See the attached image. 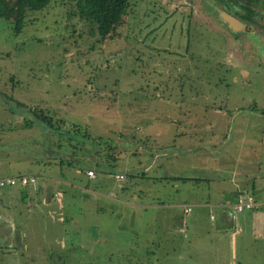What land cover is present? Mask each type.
I'll use <instances>...</instances> for the list:
<instances>
[{
  "label": "rangeland",
  "instance_id": "374dc122",
  "mask_svg": "<svg viewBox=\"0 0 264 264\" xmlns=\"http://www.w3.org/2000/svg\"><path fill=\"white\" fill-rule=\"evenodd\" d=\"M72 1L51 0L43 9L29 11L21 31L16 33L14 1L0 0V164L4 169L36 171L43 179L41 167L50 176L73 183L62 184L57 191L63 190L66 211L75 214L77 220L60 223L62 226L56 228L78 230L72 238L84 242L83 246L60 251H35L29 257L25 253L21 264H264L261 204L253 209L259 213L257 220L261 224L246 221L241 230L238 226L232 229L236 230L233 250L232 231L218 238L214 228L207 232L202 229L209 222L202 220L208 219L209 206L196 205L190 214L182 215L176 205L179 219H185L188 229L183 239L171 240L170 229L166 232L167 228L160 227L167 221L158 219L162 210L154 202L175 204L190 200L195 191L203 194L214 184L204 187L206 182L202 180L198 187L190 181L175 190L165 180L166 168L153 169L152 164L144 177L128 175L123 180L127 194L135 191L138 194H133L132 199L145 206L134 208L137 216L111 219L109 211L103 209L93 216L92 200L76 187L83 176L75 172L74 166L33 164L35 158L46 159V153L53 149H62V156L70 158L69 148L76 142L81 143L78 149L85 156L89 135L90 140L102 135L108 142L121 137V158L126 157L128 148L137 150L138 157L132 159L135 166L139 160H152L156 152L164 162L166 157L161 152L172 147L168 117L178 115L181 121L192 117L200 124L206 165H218L216 170H205L204 176L213 177L211 182L215 180L220 185L216 177L228 175L226 166L236 165L239 173L242 169L254 171L246 174L255 177V184L264 185V174L255 176L258 169H264V112L259 110L264 109V64L259 58L251 59V48L230 43L218 27L207 26L199 15L196 20L200 26L196 27L193 18L187 20V14L195 8L173 0H130L117 34L102 39L97 32H89L87 23L68 14L74 8ZM193 2L198 5L197 0ZM14 99L25 103L26 109L47 110L58 121L60 130L73 129L69 134L83 140H69L66 133L39 121L23 127L20 112L25 109L18 108ZM186 106L193 108L187 112ZM72 124H77V130ZM155 127H162V132L154 133ZM193 144L196 142L189 145ZM182 152L186 155L178 157L175 166L182 168L185 164L189 168L194 162L191 149ZM75 160L77 163L79 158ZM117 167L115 163L114 170ZM137 170L141 173L142 165ZM114 179L118 187L120 181ZM113 210L119 212L118 207ZM61 211L55 208V212ZM38 215L30 222L35 229L40 224L42 227L46 218L43 215L34 225L41 216ZM192 217L200 220L191 223ZM176 220L178 227L180 221ZM91 230L99 232V237L90 236ZM103 237L109 243L120 239L121 244L87 248V239ZM1 254L0 264H7L10 255Z\"/></svg>",
  "mask_w": 264,
  "mask_h": 264
},
{
  "label": "crops",
  "instance_id": "0c3cea01",
  "mask_svg": "<svg viewBox=\"0 0 264 264\" xmlns=\"http://www.w3.org/2000/svg\"><path fill=\"white\" fill-rule=\"evenodd\" d=\"M191 107H185L187 112H190L189 109ZM183 115H185L184 117L187 116L185 113H183ZM168 119L171 125L170 129L172 147L169 150H164L161 152V154L166 157L164 162L158 159V153L156 152L153 154L152 160H139L138 166H135V164L132 162V159L138 157L137 150L128 148V151L124 153V156L126 157L124 159L121 158L123 156H121V151L118 147L119 143L121 142V137L115 142H108L102 135L93 136L91 140V136L89 135L87 136V139L88 144L90 143V146L88 147L89 149L86 151L85 156L81 155L80 150L78 149V146L81 143H78L77 145H72L69 148L72 150V155H70V158L65 159L62 156V149L61 151H56V149H53L50 150L49 153H46V159L42 160L41 158H35L33 160V164L37 166L47 165L49 167L56 164H58V166H61V164L74 166L75 172L81 173L83 176V179H81L80 182L76 184V187L82 191L83 194L81 195L89 200H92L91 204L95 211L92 213L93 216L94 213H98L99 209H103L105 211H109L111 219L116 217H120V219H129L132 216H137V214L133 212L134 208L145 206V204L143 205L142 202H136V199H132L134 198L133 194L138 193L133 191L132 194H127V186L123 180H125L128 175L136 177L138 174H140L141 177H144L142 174L145 173V171H147V169H149L152 164L153 169H159L160 167L166 168L167 173L165 175V180L167 184L171 185L173 188H175V190L181 188V183L183 186V184L190 181H192L198 187L202 180L206 182L204 187L208 186L211 188L210 185L214 184L215 187L212 190H208L203 194L195 191L193 194H191V196H189L191 198L190 200L181 201L178 203L176 202L175 204H164L161 201L154 202L153 205L155 207H159L162 210V213L157 215L158 219L161 221L163 218H165L167 221V223H161L160 227L162 230L167 228L165 230L166 232H169L170 229L169 237L171 240H179V238L183 239V234L188 229V227L185 226L187 223L185 222V219H179V215L175 209L176 205H179L182 215L190 214L196 205L201 208H207L208 206L212 207L207 212L208 219H202L204 221H209L203 225L202 229H205L204 232H207L214 228L218 238H222L228 231L236 229L237 226L238 229L241 230V226L246 221H255L256 223L258 222L261 224L259 220H257L259 213L253 209L238 213L236 218L231 216V204L240 190L252 192L258 203L264 206V185L260 183L255 184V177H252L253 175L248 177L246 174V172L250 173L254 171L242 169L239 173L236 165L226 166L230 173L228 175L216 177L220 185H216L215 180L211 182L213 177L208 179L209 177L204 176V173L206 172L205 170L207 167H211V169L213 168L216 170L218 169V165H216V163L206 165V159L203 158V155H206L205 141H203L204 138L199 135V122L195 123L192 117H189V120L183 118L181 121L178 115H174L172 117L169 116ZM162 130V127H155L153 132L160 134ZM99 137H101V139H99ZM72 138H74V136H72ZM124 139L126 140V138ZM78 140H83V138ZM193 141H195L196 144L189 145ZM201 141H203V143L200 144ZM122 143L123 140L120 146ZM105 145L106 147H104ZM185 149H191L190 155L194 157V162H191L192 165H190L189 168H186L185 164L181 166L182 168H179L180 166L176 167L175 160L179 159L178 157H180L182 154H185V152H182L185 151ZM74 150L76 152L78 151V155L76 154L75 156L76 152H74ZM112 155L116 157L115 160H113L114 157H112ZM200 156H202V158H200ZM78 158L79 160H77V163H75V159ZM78 161L82 162L78 164ZM115 163L118 164L116 170L113 168ZM141 165L142 170L141 173H139L137 167H140ZM167 166L169 168H167ZM3 167L4 166L0 164V177L18 173H29L36 176V181L34 183L28 185L7 186L0 189V253H2V256L5 254L10 255L8 257L9 259L7 264H15L16 262L17 264H21L25 253H27V257H29L30 255L33 256V252L35 251L41 252L42 254L43 252H49L52 250H64L67 247L73 245H84L83 241L72 238V236H77L76 232H79L78 230L76 232H70L65 228H56V225L62 226L60 223L77 220L75 219V214H70L66 211L67 209L65 206L67 204H65L64 199L61 198V193L63 190L57 191L60 189L62 184L69 183L67 179L50 176L48 173H46V170L41 169V167L39 169L43 171V177H45L43 179L38 178L36 171H26L20 169L10 170V168L4 169ZM88 169H93L94 174L88 175ZM185 171L189 172L190 174H185ZM115 173L124 174V178L119 180L120 182L118 187L114 181L115 177L113 178ZM262 174H264L263 168H260L255 172L256 177H259ZM70 175L73 178V174L70 173ZM157 177H160V175H153V178ZM57 184L59 185L58 188ZM69 185L73 186V183H69ZM185 187H189V185H186ZM177 200H180L179 197ZM188 204L192 205V210L188 213H185L183 209L184 206ZM166 206L172 207V211L170 209L165 210L164 208ZM56 207L62 211L59 213L55 212ZM116 207H118L119 212H112ZM63 208H65L64 213ZM35 214H37V216H39L38 214H41V216L36 219L34 225H36V222L40 223L39 220L43 219V215H46L43 226L41 227L40 224L38 229H35V227L30 224L31 220L35 218ZM96 214L95 217H97ZM202 214L203 213H201V215ZM90 216L92 218V215ZM176 219H178V223L180 221L178 227ZM197 219L199 218L192 217L191 223ZM153 231H155V229H153ZM235 231L236 230H233L231 232L232 250L234 249L233 238L236 235ZM106 232L111 233L108 230ZM98 235H100L99 232L91 230L90 236L99 237ZM104 236H111V234H106ZM119 236L120 235H118V237ZM114 237L116 236L114 235ZM158 237L161 236L158 235ZM106 239L108 238H89L86 242L87 248H95V246L99 244L105 246L115 243L116 246L121 244L120 239L116 238L110 240V243L105 241ZM153 242H155V240H153ZM73 258L74 257H72V259ZM35 261L38 262L41 260L37 259ZM46 262H48L47 259ZM40 263L41 262H38L37 264Z\"/></svg>",
  "mask_w": 264,
  "mask_h": 264
},
{
  "label": "trees",
  "instance_id": "16d2710c",
  "mask_svg": "<svg viewBox=\"0 0 264 264\" xmlns=\"http://www.w3.org/2000/svg\"><path fill=\"white\" fill-rule=\"evenodd\" d=\"M13 1V30L14 32L18 33L21 31L25 23L28 12L43 9L48 5V3H50L51 0ZM72 2L74 3V8L68 14L77 16L78 19L87 23L90 27L89 32L91 34L97 32L100 38L105 39L106 37L117 34V27L124 20V17L128 11L130 0H73ZM13 101H15L14 103L18 108L23 107L25 109L22 110L25 112H20L21 119H23V127H30L36 122H43L47 124L51 129H56L57 131L61 129L58 121L53 119L52 115L48 113L47 110L44 111L43 109L37 107H32L31 109L27 107L26 109V105L22 101L17 99H14ZM8 108L11 109L12 107ZM253 109H256V107H253ZM259 110L260 112H264V109L262 108H259ZM71 126L72 128H74L75 126V130H77V124H72ZM72 130L68 129V132L65 130H60V132L66 133L68 139L71 140L72 136L69 134V131ZM76 143H72L71 146L75 145ZM112 157H114L113 160L116 159L114 155H112ZM144 174L145 173H143L142 175L144 176ZM244 192L246 191L240 190L237 194Z\"/></svg>",
  "mask_w": 264,
  "mask_h": 264
},
{
  "label": "flooded vegetation",
  "instance_id": "af4514ba",
  "mask_svg": "<svg viewBox=\"0 0 264 264\" xmlns=\"http://www.w3.org/2000/svg\"><path fill=\"white\" fill-rule=\"evenodd\" d=\"M171 1L172 0H168V2ZM173 1H175V3H186L195 8L187 14V20L189 21L193 18L195 23L193 21L190 22H193L196 27L200 26V22L196 20V18H199V15L202 17L203 23L207 24V26L213 25L214 28L218 27L225 34V39L230 43L234 41L240 46L244 44L245 47L251 48V55H253L251 59L259 58V61H262L261 63L264 64V25L236 11L233 7V1L197 0V6L192 4L194 3L193 0ZM244 1L247 4H257L264 8V0ZM176 6H174V8H177ZM188 8L190 10V7Z\"/></svg>",
  "mask_w": 264,
  "mask_h": 264
},
{
  "label": "built area",
  "instance_id": "2783aa9c",
  "mask_svg": "<svg viewBox=\"0 0 264 264\" xmlns=\"http://www.w3.org/2000/svg\"><path fill=\"white\" fill-rule=\"evenodd\" d=\"M87 174L93 175V169H88ZM114 177L118 180H122L124 178V174L115 173ZM35 181L36 177L28 173H18L14 175L3 176L0 177V189L14 185H28L34 183ZM258 204V201L255 199L254 195L251 192L246 191L244 193H239L231 204V216L233 218H236L238 213L243 212L245 210L254 209L255 207H257ZM183 210L185 213L190 212L192 210V205H185Z\"/></svg>",
  "mask_w": 264,
  "mask_h": 264
},
{
  "label": "water",
  "instance_id": "95a60500",
  "mask_svg": "<svg viewBox=\"0 0 264 264\" xmlns=\"http://www.w3.org/2000/svg\"><path fill=\"white\" fill-rule=\"evenodd\" d=\"M233 1V7L240 14H245L260 24L264 25V8L257 4H247L244 0H230Z\"/></svg>",
  "mask_w": 264,
  "mask_h": 264
}]
</instances>
